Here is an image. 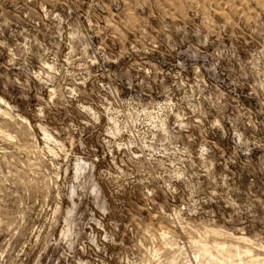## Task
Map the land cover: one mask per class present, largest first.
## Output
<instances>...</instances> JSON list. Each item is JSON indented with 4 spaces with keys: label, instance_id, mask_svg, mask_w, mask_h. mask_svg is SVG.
Masks as SVG:
<instances>
[{
    "label": "rangeland",
    "instance_id": "1",
    "mask_svg": "<svg viewBox=\"0 0 264 264\" xmlns=\"http://www.w3.org/2000/svg\"><path fill=\"white\" fill-rule=\"evenodd\" d=\"M0 264H264V0H0Z\"/></svg>",
    "mask_w": 264,
    "mask_h": 264
}]
</instances>
